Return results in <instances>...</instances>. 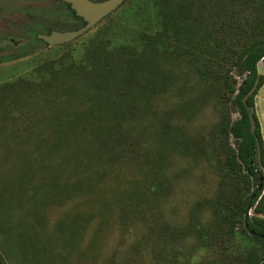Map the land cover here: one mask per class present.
Listing matches in <instances>:
<instances>
[{"label":"rangeland","instance_id":"obj_1","mask_svg":"<svg viewBox=\"0 0 264 264\" xmlns=\"http://www.w3.org/2000/svg\"><path fill=\"white\" fill-rule=\"evenodd\" d=\"M256 7L126 0L78 39L51 46L35 36L83 26L64 2L0 0L1 264H254L242 255L244 230L228 236L234 180L223 165L235 144L225 141V151L221 123L233 109L209 52L259 32ZM208 34L223 42L214 47ZM129 87L131 112L99 118L96 99H124ZM256 113L264 137V87ZM108 121L123 122L121 142L112 152L101 144L107 174L87 192L90 173L70 156L95 150L89 123Z\"/></svg>","mask_w":264,"mask_h":264},{"label":"trees","instance_id":"obj_2","mask_svg":"<svg viewBox=\"0 0 264 264\" xmlns=\"http://www.w3.org/2000/svg\"><path fill=\"white\" fill-rule=\"evenodd\" d=\"M153 1L156 2L157 0ZM254 3L257 5L258 16L263 19V21L261 20L262 23H258V25L260 24L257 27L259 32H253L245 39L240 38L239 35L232 36V45L224 53L217 50L214 53L209 52V56H212L215 63L220 67V70L215 74L211 72V77L215 80H221L223 102L226 105L230 104L233 109L231 111L230 107L227 108L221 123L222 144L225 151V141L232 138L235 144V148L227 151L223 165L226 176L234 180V196L230 199L225 213L228 222V236L230 239L235 238L237 230L242 228L247 236L242 255L249 260L254 259V264H264V184L259 189L260 176H264V137L256 113V98L259 91L264 87V75L260 74L258 70V64L264 62V0H254ZM65 4L70 8L73 18L84 25L83 19L76 15L69 4ZM154 7V17L155 15L156 17H162L158 5L156 4ZM169 30L180 32L182 26L179 23H171ZM204 37L206 40L219 39V41H213L214 47L219 46L224 39L221 36L214 37L210 34ZM35 39L46 44L37 35ZM14 59L16 57H5L2 61L9 62ZM208 75L207 70L198 71L200 77H208ZM92 88L95 92L99 91L97 87ZM124 92L126 94L124 99L106 100V102L96 99L95 106L102 112L99 118L103 117L104 109H109L116 115H118V112H125L126 110L128 113L131 112L134 103L131 101V88L129 87ZM118 94H120V91H118ZM232 113L237 114L234 120L232 119ZM125 118L123 117V120ZM112 123L108 121L105 126L107 128H100L95 126V123L90 122L89 124L95 131V140L93 139L95 150L83 151L77 147L70 156L73 161L84 165L85 170L83 172L87 173L88 171L90 173L86 188L87 192L91 190L95 182H99L101 179L103 181L107 174V171L102 170L103 165L99 164L102 161L99 150L105 146L109 148L110 152L118 150L116 144L121 142L117 130L123 122L120 121L113 127L111 126ZM53 135L57 140L66 139V134L61 131H57ZM224 147L222 148L224 149ZM118 155L121 156V154ZM84 156L89 158L86 162L82 160ZM114 166L109 165V168L114 169ZM77 171L80 170H73L75 173Z\"/></svg>","mask_w":264,"mask_h":264},{"label":"water","instance_id":"obj_3","mask_svg":"<svg viewBox=\"0 0 264 264\" xmlns=\"http://www.w3.org/2000/svg\"><path fill=\"white\" fill-rule=\"evenodd\" d=\"M71 6L76 15L83 19L84 25L75 30L67 31H51L48 34H39L38 38L51 46H59L70 43L85 33L94 26L99 24L107 16L115 12L121 7L126 0H61ZM261 184L259 189L263 187L264 176H260ZM1 264V262H0Z\"/></svg>","mask_w":264,"mask_h":264},{"label":"flooded vegetation","instance_id":"obj_4","mask_svg":"<svg viewBox=\"0 0 264 264\" xmlns=\"http://www.w3.org/2000/svg\"><path fill=\"white\" fill-rule=\"evenodd\" d=\"M92 1H99V0H92ZM101 1V0H100Z\"/></svg>","mask_w":264,"mask_h":264}]
</instances>
